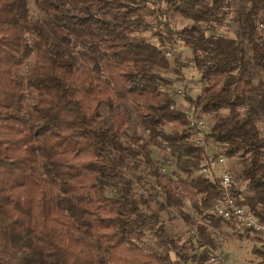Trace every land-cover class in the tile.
<instances>
[{
	"label": "trees",
	"instance_id": "1",
	"mask_svg": "<svg viewBox=\"0 0 264 264\" xmlns=\"http://www.w3.org/2000/svg\"><path fill=\"white\" fill-rule=\"evenodd\" d=\"M36 2L45 20L31 17L28 0H0V264H178L172 250L189 256L160 211L173 207L189 221L185 197L204 220L190 245L203 249L191 258L210 264V228L238 223L216 215L218 177L201 172L219 156L240 157L232 193L264 221V77L252 73L264 71V0H242L235 9L236 38L223 33L234 0ZM143 11L156 19L157 42L140 33ZM171 12L193 23L171 27ZM178 43L191 50L205 84L186 99L214 118L201 145L167 89L164 71L172 61L183 66L179 55L171 60ZM31 56L33 64L20 74ZM122 102L135 105L148 140L124 137ZM149 143L168 150L186 178L175 182L162 173ZM136 156L164 192L157 209L142 207L133 178L123 172L125 158ZM146 230L163 253L139 245ZM254 251L264 264V247Z\"/></svg>",
	"mask_w": 264,
	"mask_h": 264
},
{
	"label": "rangeland",
	"instance_id": "2",
	"mask_svg": "<svg viewBox=\"0 0 264 264\" xmlns=\"http://www.w3.org/2000/svg\"><path fill=\"white\" fill-rule=\"evenodd\" d=\"M241 1L242 0H234V4L231 7V11L228 15L225 31L223 33L231 35L236 38L239 29L241 27L238 24L233 23L230 19V16L234 15L237 11L236 8L241 10ZM28 5L30 8L31 17L33 19H42L45 20L44 12L39 8L36 0H28ZM152 7L154 4L150 3ZM160 8L165 7V3L163 1L157 4ZM156 5V7H157ZM142 15L145 17V24L142 26L141 34L147 35L150 39L157 42V38L154 34L156 30L155 21L156 19L149 15L146 11L142 12ZM169 20L171 23V27L176 29H181L186 25H190L193 23L192 20L179 15L178 13L171 12L169 14ZM48 24V23H47ZM50 28V25H48ZM261 28L263 25L260 26ZM264 28V27H263ZM65 40V39H64ZM68 44L69 41L65 40ZM174 55L171 57V60L179 55L180 61L183 66H177L176 63L172 61L171 67L168 70L164 71L165 75L171 81L169 85L170 88H167L172 93V97L175 100L177 106L182 109H186L189 106V100L176 97L174 94L176 81L178 79H184L189 82V88L192 90V95L199 93L204 87V81L199 78V74L197 69H195L192 62V53L191 50L186 48L181 43L175 47ZM34 62V56H31L27 59L26 64H23L21 67L20 74H26L28 66L32 65ZM175 68H179L181 70V75L175 71ZM96 69V68H95ZM252 73L254 75L253 78L264 77V71L259 68H253ZM174 89V91H173ZM33 101L32 98L29 99V103ZM122 112L126 115L128 121L125 126V138L128 134H137L144 138L145 140L149 139L148 133L143 129L140 124L137 109L135 105L131 102H122L121 103ZM245 107L242 108L244 110ZM227 110H223V113ZM109 115L108 109L104 106L103 108V116ZM205 120L206 130L208 131L210 125L213 123V115L204 114L203 116ZM260 130L264 133V126L259 124ZM170 125L166 126L167 130H170ZM150 155L155 159V164L160 167L162 173L171 177L175 182L178 179H185V173L181 172L177 169L174 161L173 155L168 151L164 150L158 145L153 143H149ZM211 146L213 147L214 145ZM214 149V147H213ZM212 151V150H211ZM240 157H224L222 162H218V159L214 160L210 167L213 170V174H220L222 171V166L225 165L231 171L232 175L236 172V170H240ZM123 172L126 176L132 177L135 182V190L137 197L142 201V207L151 211L157 209L159 204L164 200V192L161 190V187L156 182V179L150 173V168L147 163L143 160L141 156L136 157H126L123 163ZM202 172V171H201ZM114 188L110 187L106 192L112 194ZM183 209L185 213L189 216L190 220L183 218L175 208L167 207L160 211L162 221L165 224L168 231L173 235L175 241L180 246L184 245L186 249H180V251L186 252L189 257L186 259H182L178 257L177 252L172 250L170 252V256L173 260H175L178 264H194L195 262L191 258L193 253H199L203 248H192L190 245L196 244V225L197 223L203 222L202 215H199L198 212L192 206V202L189 198H184ZM214 239H215V248L212 252V258L210 260V264H257L258 256L255 254L254 249L264 247V233H254L250 232L249 234L244 231V228L239 223H231L229 225H224L221 229L210 228ZM139 245L148 253H163L164 248L161 246L155 235L152 231H145V234L141 237L139 241Z\"/></svg>",
	"mask_w": 264,
	"mask_h": 264
},
{
	"label": "built area",
	"instance_id": "3",
	"mask_svg": "<svg viewBox=\"0 0 264 264\" xmlns=\"http://www.w3.org/2000/svg\"><path fill=\"white\" fill-rule=\"evenodd\" d=\"M262 25V24H261ZM172 50L167 51L168 55H172ZM175 95L176 97L186 99V95H191L192 90L189 88V82L184 79H178L176 81ZM186 112L190 117V124L194 128V138L196 143L203 144L206 130L205 120L202 115L195 112L191 103L186 107ZM223 156H219L218 162H222ZM203 173L213 174V170L209 167H203L201 169ZM215 179L218 177L219 186L222 198L214 202V210L216 215L223 219H235L242 227L250 229L257 233H264V221L259 220L250 209L238 202L236 196L232 193V175L227 166H222L220 174H213Z\"/></svg>",
	"mask_w": 264,
	"mask_h": 264
}]
</instances>
